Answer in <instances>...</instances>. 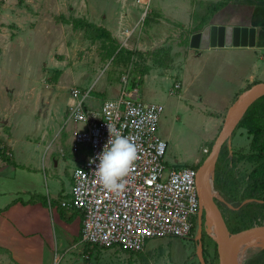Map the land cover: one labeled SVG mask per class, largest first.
<instances>
[{
	"label": "rangeland",
	"instance_id": "374dc122",
	"mask_svg": "<svg viewBox=\"0 0 264 264\" xmlns=\"http://www.w3.org/2000/svg\"><path fill=\"white\" fill-rule=\"evenodd\" d=\"M176 1L149 0L141 5L137 0H0V22L11 28L6 35L9 44L0 47V110H16L11 112L15 121L9 134L17 140L12 165L28 137L41 139L47 110H59L54 114L57 125L49 124L42 146L44 157L54 154L60 159L64 173L59 177L67 184L74 160L70 141L83 126L66 123L68 115L61 110H71L74 101L84 97L83 107L95 110L107 100H116L120 80L129 69L135 82L141 81V70L148 69L138 84L139 101L164 108L158 136L166 143L163 159L167 168L180 170L205 158L203 150L214 144L228 108L253 83H264V48L256 44L252 49L199 51L187 47L186 41L200 24L249 27L258 13L254 6L240 5L238 0H187L192 6L186 4V11L177 9ZM224 1L226 7L216 12L213 7ZM74 19L113 31L119 44L140 51L142 57L125 71L117 68L112 59H103L99 42L93 43L73 27ZM175 84L180 89L170 95ZM231 140L235 151L246 149L249 142L242 130H235ZM247 168L240 163L236 171L243 176ZM20 173L5 185L10 195L24 200L35 195L47 197L44 179L34 177L26 190L18 182ZM188 240H150L136 259L119 248L115 249L120 254L95 248L101 253L91 252L89 260L81 253L88 251L89 245L83 244L65 259L57 252L53 264H188Z\"/></svg>",
	"mask_w": 264,
	"mask_h": 264
},
{
	"label": "built area",
	"instance_id": "2783aa9c",
	"mask_svg": "<svg viewBox=\"0 0 264 264\" xmlns=\"http://www.w3.org/2000/svg\"><path fill=\"white\" fill-rule=\"evenodd\" d=\"M132 78L129 69L120 80L116 100L103 102L97 110L83 107L86 97L71 106L66 123L74 121L83 126L74 141L86 146L89 156L74 170L71 197L60 206L80 213L82 243L143 253L150 240L190 239L200 203L196 170L167 168L163 159L166 143L158 136L163 106L140 102ZM179 89L175 84L169 94ZM108 125H114L137 147L136 160L118 193L106 190L94 174L95 158L109 139ZM203 152L207 155L208 149Z\"/></svg>",
	"mask_w": 264,
	"mask_h": 264
},
{
	"label": "crops",
	"instance_id": "0c3cea01",
	"mask_svg": "<svg viewBox=\"0 0 264 264\" xmlns=\"http://www.w3.org/2000/svg\"><path fill=\"white\" fill-rule=\"evenodd\" d=\"M203 1L207 2L206 0ZM237 2L240 5L254 6V10L256 9L258 14L254 15L251 20V26L257 30V45L263 48L264 2L261 0H238ZM176 3L175 7L177 9H184L185 11L186 4H190V8L192 6L187 0H177ZM1 23L0 47L9 44L10 37H6V35L11 30V28H6ZM18 28L22 30L20 26ZM108 31L111 34L113 33L111 30ZM58 111L47 110V113H45L47 122L42 130L41 139L33 141L28 137L21 145L22 153L18 156V161L15 165H12V160H14L13 149L17 145V140L11 139L9 134L15 121L13 120V116H15L13 113L16 110H0V264H53L58 256L65 259L68 252L84 244L81 242L80 213L72 209L62 208L60 203L70 199L73 187V172L89 156V150L86 146H79L74 141H70L74 160L72 161V168L68 170L67 184H64L65 179L62 180L63 177H59L64 173L63 170H60L62 166H60V159L54 157V154L44 157V146H42L43 139L48 135L47 130L51 129L49 124L57 125L54 114ZM11 112L13 113L11 114ZM61 112L65 116L69 114V110H61ZM58 120H61V117ZM53 125L52 128H54ZM73 145L75 146L73 147ZM48 149L52 150V147ZM82 149H84L83 152ZM2 150L6 153L10 151L11 157L8 158L6 154L4 155ZM17 171L22 173L17 178L18 182L25 185L26 190L28 189L26 184L32 181L34 177L38 181L44 179L48 191L47 197L35 195L24 200L14 193L10 195L5 190V185L9 183V180L12 181V178H16ZM50 192H52V195ZM94 249L89 246L88 251L83 249L81 253L83 255L87 254L86 259L90 260L91 252L101 253V251H95ZM103 250L120 254L115 248ZM125 254L133 259L136 256L126 252Z\"/></svg>",
	"mask_w": 264,
	"mask_h": 264
},
{
	"label": "water",
	"instance_id": "95a60500",
	"mask_svg": "<svg viewBox=\"0 0 264 264\" xmlns=\"http://www.w3.org/2000/svg\"><path fill=\"white\" fill-rule=\"evenodd\" d=\"M257 37V30L252 26L210 25L203 31L191 35L189 45L190 49L199 51L230 48L252 49L257 44ZM262 97H264V83H257L240 94L228 108L211 152L197 171L196 185L200 209L205 216L206 233L217 246L220 264H246L264 252V226L230 233L214 203V198L217 197L214 189V170L221 148L226 144L230 155L232 154L231 139L235 130L247 110ZM249 202L251 200L243 204ZM196 254L199 263L205 264L200 244Z\"/></svg>",
	"mask_w": 264,
	"mask_h": 264
},
{
	"label": "trees",
	"instance_id": "16d2710c",
	"mask_svg": "<svg viewBox=\"0 0 264 264\" xmlns=\"http://www.w3.org/2000/svg\"><path fill=\"white\" fill-rule=\"evenodd\" d=\"M262 1V0H261ZM226 1L216 3L215 11L217 12L219 9L226 7ZM213 11V10H212ZM214 11V12H215ZM73 27L75 29H80L84 32L85 36L88 40L92 41L93 43L99 42L100 43V52L103 54V59H112L117 68L123 69L125 71L132 62L142 57V53L136 50H129L127 48H123L120 46L117 39H115L111 32H109L104 27H99L93 23H90L83 19H74L72 21ZM211 24H200L198 28H193L190 32V36L196 33L203 31L206 27L210 26ZM190 38L186 41V46L188 47ZM148 69L141 70L139 73L141 81H133L132 86H138L142 82L143 77L147 74ZM255 84V83H253ZM243 131V135L246 139H249L248 145L246 149H240L235 151L233 148L232 156L230 157L229 149L226 144H224L221 148V151L218 156V163H220L222 170H225L226 174L223 175L224 187L223 190L232 198L235 199L234 196H239L238 191H234L231 188L230 179L232 182V177H227V173L231 171L234 167H236L240 163H248L252 167L251 169L247 168L248 172L247 175L244 177H250V183L246 193L241 196V200H248V199H258L264 200V97L257 100L246 112L245 116L239 123L236 131ZM213 143L209 145L208 154L205 158L210 154L212 149ZM4 155L5 151L2 150ZM205 158L201 161L197 167H190L193 169L199 168ZM185 168V167H184ZM233 195V196H232ZM232 201V200H231ZM76 211V210H75ZM78 212V211H76ZM253 225L242 227L235 225L232 233H238L247 229L252 228ZM211 241V240H210ZM212 242V241H211ZM214 250L209 252L210 263L208 262L206 256L204 255L205 264H220L219 262V255L217 252V246L214 242H212ZM130 255H139L140 253H129ZM199 264V263H197ZM246 264H264V252L258 255L256 258L248 261Z\"/></svg>",
	"mask_w": 264,
	"mask_h": 264
},
{
	"label": "flooded vegetation",
	"instance_id": "af4514ba",
	"mask_svg": "<svg viewBox=\"0 0 264 264\" xmlns=\"http://www.w3.org/2000/svg\"><path fill=\"white\" fill-rule=\"evenodd\" d=\"M231 156L232 155H230V157ZM203 159L201 158L195 160L192 167H197V165H199ZM245 164L246 166L249 167V169H251L252 166L250 164L248 163ZM238 166L239 164L227 173L228 175L227 177L229 176L232 177V182L230 179L232 190L239 192V196H234L235 199L230 197L223 190L224 187L223 184L225 182V180H223V175L226 174L225 173L226 171L222 170L221 165L220 163H218V161L216 162L215 170H214V189L217 193V197L214 198L215 207L220 213L224 221V224L230 233H232L236 224L237 227L238 226L247 227L251 225H253V227L264 226V200L260 201L258 199H248L251 200V202L246 204L243 203L248 200L245 201L241 200V196L244 194V192L246 193L248 189L250 183V177L247 176L243 178V176L247 175L248 172H243V176H241V174H238V172L236 171ZM198 169L199 168L196 169V172L198 171ZM262 196H264L263 193ZM199 230H200V237L198 238ZM210 240L211 239L206 233L204 213L199 208L197 218L195 220L192 229L191 238L188 240L190 241L189 248H191L190 251L188 252L189 255L187 256L188 264H194V261H196V263H199L196 254L197 247L199 246V244L202 248V255L203 256L205 255L208 262L210 263L211 260L209 258L208 253L214 250L212 244L213 241L211 240L212 241L211 242Z\"/></svg>",
	"mask_w": 264,
	"mask_h": 264
},
{
	"label": "clouds",
	"instance_id": "9594fccd",
	"mask_svg": "<svg viewBox=\"0 0 264 264\" xmlns=\"http://www.w3.org/2000/svg\"><path fill=\"white\" fill-rule=\"evenodd\" d=\"M108 132L109 139L95 158L98 163L94 174L106 190L118 193L124 188V178L136 160L137 147L114 125H108Z\"/></svg>",
	"mask_w": 264,
	"mask_h": 264
},
{
	"label": "bare ground",
	"instance_id": "6f19581e",
	"mask_svg": "<svg viewBox=\"0 0 264 264\" xmlns=\"http://www.w3.org/2000/svg\"><path fill=\"white\" fill-rule=\"evenodd\" d=\"M141 2H142V3H146V2L148 3L149 0H141Z\"/></svg>",
	"mask_w": 264,
	"mask_h": 264
}]
</instances>
